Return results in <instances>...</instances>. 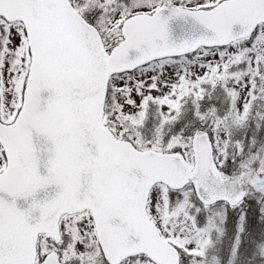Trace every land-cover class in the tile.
<instances>
[{
    "label": "snow or ice",
    "instance_id": "6c2138e0",
    "mask_svg": "<svg viewBox=\"0 0 264 264\" xmlns=\"http://www.w3.org/2000/svg\"><path fill=\"white\" fill-rule=\"evenodd\" d=\"M0 264H264V0H0Z\"/></svg>",
    "mask_w": 264,
    "mask_h": 264
}]
</instances>
